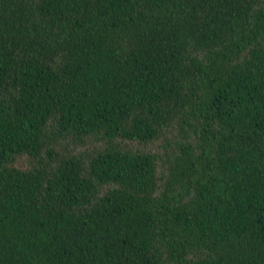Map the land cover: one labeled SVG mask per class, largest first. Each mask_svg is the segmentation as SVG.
<instances>
[{
	"label": "trees",
	"instance_id": "trees-1",
	"mask_svg": "<svg viewBox=\"0 0 264 264\" xmlns=\"http://www.w3.org/2000/svg\"><path fill=\"white\" fill-rule=\"evenodd\" d=\"M0 264H264V0H0Z\"/></svg>",
	"mask_w": 264,
	"mask_h": 264
}]
</instances>
